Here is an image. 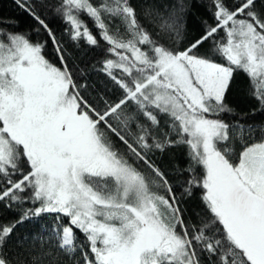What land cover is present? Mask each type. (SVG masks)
Masks as SVG:
<instances>
[{"label": "snow or ice", "instance_id": "1", "mask_svg": "<svg viewBox=\"0 0 264 264\" xmlns=\"http://www.w3.org/2000/svg\"><path fill=\"white\" fill-rule=\"evenodd\" d=\"M195 2L15 0L34 23L0 28V264H264V124L224 119L239 72L264 113V0H208L189 37Z\"/></svg>", "mask_w": 264, "mask_h": 264}, {"label": "trees", "instance_id": "2", "mask_svg": "<svg viewBox=\"0 0 264 264\" xmlns=\"http://www.w3.org/2000/svg\"><path fill=\"white\" fill-rule=\"evenodd\" d=\"M208 0H196L193 5L192 13L187 18V28L189 37L193 34L202 32L203 26L201 21L208 20L211 22L210 12L207 10L206 5ZM51 18V17H50ZM33 21L30 17L15 3V0H0V28H4L8 31H28L32 25ZM51 27L57 31V36H61V31L64 25L60 20H54ZM63 40L68 47V50L72 53L75 65L83 68L85 65H91L99 59V51L97 49H90L86 45L73 46L69 41L68 37L65 35ZM207 47V45L205 46ZM46 56L55 63H59L52 47L49 42L46 49ZM71 63V62H70ZM88 82L97 89H102L105 84V77L96 72H89ZM227 103L234 109V112L238 115L225 114V120H237L239 119L241 123H253L257 125L264 124V113L257 112L252 115V109L257 107L256 101L249 95V81L248 77L243 73L239 72L235 76V81L233 83L231 91L227 94ZM259 138V136L257 137ZM187 149L185 147L173 148L166 151L164 154L157 152V161H163L164 166H169L174 159L180 160L183 163L185 158V153ZM172 180H178V177H170ZM177 193L181 192L179 185L176 188ZM202 195L201 189H195L194 195L191 199L187 200L186 207L189 211L205 212L204 205L200 199ZM47 219V217H45ZM43 222V221H41ZM30 230L29 225H25L17 230V235ZM83 239V236H80Z\"/></svg>", "mask_w": 264, "mask_h": 264}]
</instances>
